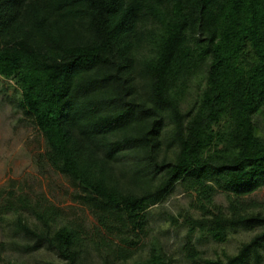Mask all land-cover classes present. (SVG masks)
<instances>
[{"label":"trees","instance_id":"trees-1","mask_svg":"<svg viewBox=\"0 0 264 264\" xmlns=\"http://www.w3.org/2000/svg\"><path fill=\"white\" fill-rule=\"evenodd\" d=\"M0 77L98 222L10 192L0 262L172 264L171 224L188 264H264V0H0ZM178 186L196 211L166 208Z\"/></svg>","mask_w":264,"mask_h":264},{"label":"rangeland","instance_id":"rangeland-1","mask_svg":"<svg viewBox=\"0 0 264 264\" xmlns=\"http://www.w3.org/2000/svg\"><path fill=\"white\" fill-rule=\"evenodd\" d=\"M13 90L12 81L0 77V203L5 202L10 192L27 193L34 198L43 195L50 202L63 208L70 219L82 222L88 230H95L98 222L94 214L75 199L78 188L73 185L68 176L44 161L46 140L43 134L30 117L5 100L6 93H11ZM253 196L260 202H264V188ZM216 200L225 203V196L219 194ZM193 204V197L179 186L165 202L166 208L176 215L180 211H196ZM180 222H183L182 217ZM165 228H169L171 232V242L166 250L173 258L172 264H188L179 251V242L186 231L185 227L167 224ZM248 233L250 232L232 233L226 242L221 243L210 239L204 240L201 248L207 256H215L224 251L234 252L242 241L249 238ZM1 234L0 230V239H2ZM141 252L145 254V251L141 249L137 256ZM1 254L4 259L0 264H50L49 260L54 263L59 262L56 257L38 255L35 259L32 256H21L13 250L2 251Z\"/></svg>","mask_w":264,"mask_h":264}]
</instances>
